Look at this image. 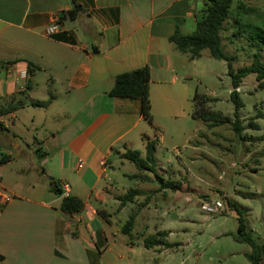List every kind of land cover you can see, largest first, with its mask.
<instances>
[{
  "label": "crops",
  "instance_id": "crops-1",
  "mask_svg": "<svg viewBox=\"0 0 264 264\" xmlns=\"http://www.w3.org/2000/svg\"><path fill=\"white\" fill-rule=\"evenodd\" d=\"M205 3L0 0V105H17L15 110L0 114V128L17 137L14 129L20 128L18 121L25 127H45L38 138L45 154L42 184L29 183L31 190L42 186L44 195H23L5 185L14 198L0 219V264H102V251L110 253L108 264H134L124 252L137 243L144 245L145 238L158 231L172 233L166 224L171 220V209L191 189L187 176L179 177L178 190L161 189L156 184L154 190L158 191H151L144 187L147 181L135 177L139 170H123L132 162L121 156L128 150H139L145 156L149 141L156 142L157 150V143L164 139L160 120L165 115H185L184 102L193 100L197 90L191 81L200 80V71L196 69L197 60L180 52L170 37L177 27L186 34L183 28L190 21L196 24ZM55 18L59 30L48 34L47 28ZM29 62L35 66L32 71ZM143 66L151 70L152 122L144 117L140 99L109 94L117 75ZM24 70L28 77L25 88H21L20 74ZM51 97L46 106L33 104ZM57 104L60 107L55 109ZM31 107L45 112L40 122L29 112ZM199 128V137L204 136L202 126ZM201 143V137L194 140L191 159L199 150L203 152ZM14 148L22 151L17 143ZM147 175L152 177L151 173ZM126 178L136 179L141 193L121 205L119 197L129 190ZM168 178H162L161 184ZM51 180L59 182L61 193L55 191ZM64 183L69 185L70 195L84 200L82 211L61 210L66 196ZM130 204L135 205L131 214L135 213L136 219L132 236L126 234L128 239L121 236L127 219L122 223L120 215ZM85 211L92 217L101 216L108 226L116 222L120 225L115 232H91L83 216Z\"/></svg>",
  "mask_w": 264,
  "mask_h": 264
},
{
  "label": "rangeland",
  "instance_id": "rangeland-1",
  "mask_svg": "<svg viewBox=\"0 0 264 264\" xmlns=\"http://www.w3.org/2000/svg\"><path fill=\"white\" fill-rule=\"evenodd\" d=\"M250 2L263 7L262 0ZM195 29L196 24L190 21L183 31L192 34ZM232 31L230 21L224 34L232 36ZM232 39L233 41L228 37L224 39V49L235 55L233 67L238 69L252 64L255 49L243 39L236 36ZM262 59L264 60V53ZM196 60L200 80L191 81L193 89L214 98L207 106L229 116L231 121L209 127L205 121L193 116V100L184 102L185 115L179 118L165 115L160 120L164 139L157 143L155 152L157 176L151 173V181H142L146 182L144 187L158 191L154 188L161 185L162 178L170 176L173 180L181 181L179 177L186 175L191 189L186 190L185 198L171 209V220L166 224L172 229L167 240L176 245L148 249L137 243L131 250L124 252L134 264H252L245 255L251 250L250 246L238 242L233 236L238 228V218L228 199L244 210L253 236L264 243V88L259 86L254 73L245 76L237 88L244 103L238 117L243 128L240 135L233 126L236 121L235 105L231 100L233 86L227 62L212 57L208 49L203 50L202 56ZM59 107L57 104L55 109ZM28 110L36 116L37 122L45 116L43 109L31 107ZM18 122L20 128L14 129L18 133L17 137L13 132L0 128V153L3 152V147L14 153L10 161L0 163V174L4 185L14 188L20 194L42 196V186L31 190L29 183H41L45 154L41 153L43 150L38 138L45 127L36 124L25 127L21 121ZM199 126H202L205 133L200 136L203 152L199 150L196 158L191 159L195 152L191 148L194 140H200ZM149 132L153 134L154 131L151 129ZM141 141L142 138L138 139L139 145ZM14 143L19 144L22 149L19 153L22 154L14 148ZM121 158L127 160L123 156ZM117 164L121 166L119 159ZM122 168L128 173L138 171L132 163H126ZM124 181L128 189L138 187L136 179L126 178ZM122 189L120 187L121 192ZM244 193L251 195L244 196ZM210 198L224 201L221 212L208 215L202 211L201 202ZM105 207L111 208L110 205ZM134 207L135 205L130 204L128 210L120 215L122 223L128 219ZM83 216L91 232L99 229L115 232V227L120 225L116 222L108 226L101 216L92 217L87 211ZM121 236L130 239L124 233ZM127 248L130 249L131 246ZM109 255V252H101L102 264H108ZM115 255L112 253V256ZM261 264H264V259Z\"/></svg>",
  "mask_w": 264,
  "mask_h": 264
},
{
  "label": "trees",
  "instance_id": "trees-1",
  "mask_svg": "<svg viewBox=\"0 0 264 264\" xmlns=\"http://www.w3.org/2000/svg\"><path fill=\"white\" fill-rule=\"evenodd\" d=\"M252 0H206L205 7L202 9L200 18L196 22V29L192 34H184L179 27L176 28L170 40L175 43L177 49L185 54H188L191 59H198L202 56L205 49L209 50L212 57L225 60L228 64V73L232 79L233 89L231 91V100L235 105L236 121L233 123L234 130L238 134H242L243 128L239 124V110L244 103L237 88L243 81V78L248 74H256V79L259 86L264 88V5L259 7L250 3ZM74 16V11H71ZM232 21V36L225 35L227 23ZM236 36L243 39L250 47L255 49L254 61L250 65H244L238 69L233 67L235 55L229 54L224 49V39L228 37L233 41L232 37ZM35 66L29 62V71H32ZM150 81L151 70L149 66H143L127 72H123L116 76L114 85L109 90V94L117 97L138 98L141 100V111L144 117L149 121H153L152 103L150 98ZM52 97L47 100H37L33 104L36 106H46L50 103ZM214 98L207 94L195 91L193 95L194 112L193 116L205 121L209 127L220 123L230 122L229 116L222 115L219 112L210 109L207 104L213 101ZM17 105H0V114L15 110ZM0 126H2L0 122ZM156 142L149 141L146 148L145 156L141 155L139 150H128L123 154V157L133 164L139 170L135 176L143 181H151L152 178L147 173H152L157 176V157L155 155ZM7 156L0 163L7 161ZM256 170V169H255ZM53 188L56 192L61 193L59 182L51 180ZM181 181L168 178L162 182L161 189L170 188L178 190ZM141 193L138 188L129 189L124 195L119 197L121 205L134 201L135 197ZM244 196L251 194L244 193ZM255 195V194H252ZM151 199L148 195L147 201ZM228 203L237 212L238 228L233 234L235 240L242 243H247L251 250L246 252L247 259L252 264H261L264 259V243L256 239L249 229L247 219L244 215V210L236 203L228 199ZM61 210L67 213H78L85 208L83 199L76 195H68L63 198ZM136 214L132 213L127 221L122 226V232L132 236V230L135 225ZM167 231H158L155 234L147 236L144 240V246L148 249L158 246L172 247L175 243H169L166 240ZM0 258L3 254L0 253Z\"/></svg>",
  "mask_w": 264,
  "mask_h": 264
},
{
  "label": "built area",
  "instance_id": "built-area-1",
  "mask_svg": "<svg viewBox=\"0 0 264 264\" xmlns=\"http://www.w3.org/2000/svg\"><path fill=\"white\" fill-rule=\"evenodd\" d=\"M58 30H59V23H58V19L55 18L54 22L50 26H48L47 32L48 34H54ZM27 77H28V72L26 70L22 71L20 74V79L22 80V83L20 86L21 88H25V80L27 79ZM10 155H12L11 151H7V150L3 151L2 153H0V161L4 157L6 156L8 157ZM81 163L82 161L80 160V164ZM63 185L66 188L65 195L68 196L69 195V185L67 183H64ZM13 198H14V194L4 185L2 176L0 174V219L3 214V210L5 206H7ZM224 205L225 204L222 199L210 198V199L203 200L201 202V209L208 215H215L218 212L222 211V209L224 208Z\"/></svg>",
  "mask_w": 264,
  "mask_h": 264
}]
</instances>
